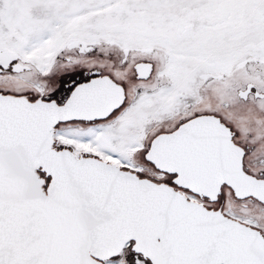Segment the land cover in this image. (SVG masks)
Wrapping results in <instances>:
<instances>
[{
  "label": "snow or ice",
  "instance_id": "1",
  "mask_svg": "<svg viewBox=\"0 0 264 264\" xmlns=\"http://www.w3.org/2000/svg\"><path fill=\"white\" fill-rule=\"evenodd\" d=\"M0 264H264V0H0Z\"/></svg>",
  "mask_w": 264,
  "mask_h": 264
}]
</instances>
